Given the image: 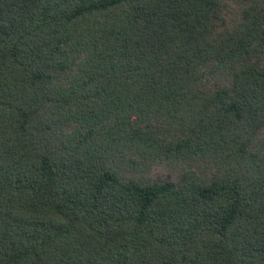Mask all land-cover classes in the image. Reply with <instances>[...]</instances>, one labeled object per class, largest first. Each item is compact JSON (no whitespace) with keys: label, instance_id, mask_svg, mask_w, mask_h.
Returning a JSON list of instances; mask_svg holds the SVG:
<instances>
[{"label":"trees","instance_id":"obj_1","mask_svg":"<svg viewBox=\"0 0 264 264\" xmlns=\"http://www.w3.org/2000/svg\"><path fill=\"white\" fill-rule=\"evenodd\" d=\"M263 129L264 0H0V264H264Z\"/></svg>","mask_w":264,"mask_h":264},{"label":"rangeland","instance_id":"obj_2","mask_svg":"<svg viewBox=\"0 0 264 264\" xmlns=\"http://www.w3.org/2000/svg\"><path fill=\"white\" fill-rule=\"evenodd\" d=\"M232 6L234 4L231 3ZM236 8H233L232 11L228 12V20L231 21V18L235 12ZM264 131V129H263ZM262 131V132H263ZM179 168L174 165H169L165 163H154L151 164L148 175L153 181L156 182H165L169 180H176L178 175Z\"/></svg>","mask_w":264,"mask_h":264}]
</instances>
